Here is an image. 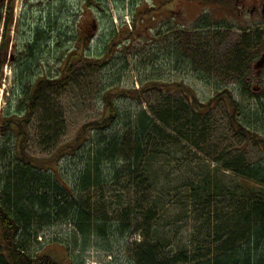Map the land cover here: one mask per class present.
<instances>
[{"label": "rangeland", "instance_id": "374dc122", "mask_svg": "<svg viewBox=\"0 0 264 264\" xmlns=\"http://www.w3.org/2000/svg\"><path fill=\"white\" fill-rule=\"evenodd\" d=\"M28 2L15 0L10 26L5 16H10L8 11L11 6L5 2L2 11L0 116L17 112L19 105L25 101L27 88L38 81L56 78L65 65L68 68L71 66L70 77L73 78L67 86L55 87L45 93L46 99L41 104L43 108L37 110L29 126L28 151L33 156L49 158L58 146L73 141L85 124L104 120L108 112L105 104L108 94H115L114 103L121 116L105 132L106 136H126V132L122 131V115L133 114L138 101L123 97L122 92L138 89L141 80L184 84L193 89L203 103L213 99L218 88L227 87L234 91L238 101H242L246 108L254 107L256 101L264 108V69L259 72L254 68L264 53V20L249 17L246 9L251 6L250 3L240 14L235 7L237 0H98L96 5L90 7L85 0ZM2 5L0 3V9ZM207 23L215 27L224 24L226 28L217 34L215 29L206 33L195 32L194 28ZM37 26L45 28L41 29L43 35L40 37L37 31L35 33ZM169 30L177 34L178 44L195 42V45H206L210 49L206 61L210 64L204 66L200 62V66H195L186 61L189 57L184 58V53L180 54L179 59L177 52L173 54L174 43L167 39ZM244 32L253 36L245 42L256 59L250 63L248 73H245L246 70L229 72L234 67L225 61L230 51L238 47ZM87 37L91 39L89 43L86 42ZM31 45H36L37 57L34 59L26 58ZM72 54L73 60L70 62ZM90 61L99 63L91 65ZM219 66L224 68L220 70ZM243 76L251 88V96L247 98L241 89ZM141 104L149 112L158 113L165 109L168 117L173 118L175 111L187 105V101L179 92L165 95L147 92L142 96ZM256 109L259 114L255 115V119L259 120L262 109L259 106ZM185 116L182 115L179 123L172 124L175 129L167 131L172 133L173 140L164 145L161 155L147 165L148 171L143 169L144 174L154 181L155 198L148 197L149 201L144 203L146 196L138 197L127 179L112 183L114 180L108 172L105 180L110 183L100 187L97 192L83 195V205H78L85 213L93 209L95 223L90 229L93 232L83 235L74 223L54 224L49 227L51 230L46 233L41 250L64 264H137L134 250L138 245L144 242L161 244L158 239H166L170 241L162 251L164 256L175 252L174 248L188 247L187 253L192 257L198 241H204L198 232L202 224L197 223L191 205L195 203L193 191L202 190L207 183L225 187L240 183L232 172L221 168V164L218 165L215 160L225 162L231 156L242 155L247 163L255 164L264 159V153L233 135L225 105L220 104L207 123ZM193 120L197 121L195 127H192L195 124ZM257 122L253 126L264 135V125L260 127ZM50 128L52 131L47 132ZM60 129V138L56 139ZM12 134H3L0 129V160L8 144L14 143L9 138ZM242 147L245 152L239 151ZM92 149L94 145L88 142L80 156L86 159ZM78 159L70 163L66 173L73 187L72 177L78 167ZM121 167L119 163L116 168ZM153 200H159L161 205H155L158 215L151 224L150 238L146 239L143 215L150 209ZM67 202L76 205L72 200ZM180 202L182 204L178 205ZM87 203L92 209L84 208ZM142 204L145 212L138 207ZM163 206L164 212L161 211ZM214 207V210H225L217 205ZM125 210L129 217L119 219L120 212ZM114 211L118 213L114 214ZM137 212H141V215H137ZM103 215L108 216L105 224L107 235L104 238L95 232L96 220H104ZM117 226L120 227L118 234ZM137 227L141 231L134 233ZM154 256L156 259V254Z\"/></svg>", "mask_w": 264, "mask_h": 264}, {"label": "trees", "instance_id": "16d2710c", "mask_svg": "<svg viewBox=\"0 0 264 264\" xmlns=\"http://www.w3.org/2000/svg\"><path fill=\"white\" fill-rule=\"evenodd\" d=\"M93 1L95 3L91 4ZM97 2L98 0H85L89 7L96 5ZM12 9L11 7L8 11L10 16L5 18V20L9 19V26L12 22ZM2 11H4V5L0 9V25L3 23ZM37 27L35 33L37 31L40 37L43 35L41 29L45 28ZM225 28L224 24L215 27L207 23L194 30L196 33H206L215 29L217 34ZM176 36L177 34L171 30L167 31L168 41L173 42L175 46L173 54L177 52L179 59L180 54L184 53V58L189 57L186 61L195 66H200V62H203L204 66L210 64L206 61L209 59L207 52L210 50L206 45H195V42L187 43V45L178 44ZM249 37L253 36L244 32L240 36L241 42L238 47L230 51L225 63L231 64L234 69L229 72L240 73L246 70L245 73H248L250 70L249 65L256 56L251 52V48L246 46L245 40ZM192 38L195 40V35ZM90 41L91 39L87 37L86 42ZM35 46H29L30 51L26 58L37 57ZM73 55L70 62L73 60ZM79 57L81 60L85 59L82 56ZM187 62L185 64H188ZM89 63L96 65L99 62L90 61ZM70 68L71 66L68 68V65H65L62 71L59 70L57 79L41 80L33 87L27 88L25 101L19 105L18 111L0 116L1 132L3 134L12 132L9 138L14 140V143L8 144L5 152L1 153L0 160V264H64L53 255L41 250L46 233L51 230L49 227L59 223H74L83 235L92 233L90 229L91 225L93 227V222L95 223L92 213L94 211L88 203L87 207H84L86 210L92 209L88 213L83 212L78 205H83L81 202L83 195L92 191L97 192L101 189L100 187L110 183L105 180V174L108 172L114 180L112 183L127 179L128 183L134 187V191L138 193V197L146 196L144 203L149 201L148 197L155 198L157 193L155 194L154 181L151 176L144 174L143 169L148 171L147 165L161 155L164 145H168L173 140L172 133L167 131L175 129L172 124L179 123L182 115L207 123L219 105H225L228 124L233 135L264 153V135L253 126L256 121L260 127L264 125L262 121L264 108L258 101L255 102L254 107L246 108L242 101H238L234 91L226 87L218 88L214 98L203 103L196 97L194 90L184 84L141 80L138 89L122 92L123 97L138 101L137 109L133 114L122 115V131L126 132V136L121 138H118V134L106 136L105 132L109 131L121 116L114 103L115 94H108L105 97L108 112L104 120L85 124L73 141L58 146L49 158L33 156L28 151L29 126L37 110L43 108L41 104L46 99L45 93L55 87H65L73 79L70 77ZM218 68L221 70L224 67ZM243 83L241 89L245 92L243 96L247 98L251 96V88L250 83H245L244 76ZM147 92L163 95L179 92L187 101V105L177 106L181 109L175 111L174 119L172 116L168 117L169 113L165 109H161L158 113L149 112L141 106L142 96ZM257 106L262 109L259 120L255 119V115L259 114L258 109L254 110ZM192 122L190 124H193ZM196 123L197 121L192 127H195ZM43 131L45 135V128ZM51 131L50 128L47 132ZM61 132V129L58 130L56 139L60 138ZM88 142L94 145V149L87 152L88 157L85 159L80 155L85 152ZM239 151L246 150L242 147ZM76 159H78V167L75 168L72 177L75 184L73 187L66 173L70 163L72 161L75 163ZM215 161L218 165L221 164V168L232 172L240 183L230 187L212 186L211 183H207L202 190L193 191L192 197L195 198V203L191 205L196 214L197 223L202 224L198 232L201 237H204V241L202 243L198 241V247L196 246L192 257L187 253L188 247L174 248L175 252L167 253V257L164 256L162 251L169 245L170 240L158 239L161 244L144 242L137 246L134 250L137 264H264V159L250 164L242 155H234L227 158L225 162ZM119 163L122 167L117 169ZM71 200L76 205H69L67 201ZM111 203L114 204V202ZM158 204L161 205L159 200H153L150 209L143 215L146 239L150 238L153 228L151 224L155 222L158 215L155 207ZM181 204L182 202L178 205ZM215 205L225 208L226 212L214 210ZM138 207L144 211L143 204ZM164 208L165 206L161 211L164 212ZM116 213L118 212L114 211V214ZM120 213L119 219L129 217L126 210ZM137 215H141V212H137ZM103 216L104 220H96L95 232L102 234L104 238L107 235L105 224H107L108 216ZM121 224L124 225L122 220ZM115 229L118 234L117 230L120 232V227L117 226ZM139 231L141 230L137 227L134 233Z\"/></svg>", "mask_w": 264, "mask_h": 264}, {"label": "flooded vegetation", "instance_id": "af4514ba", "mask_svg": "<svg viewBox=\"0 0 264 264\" xmlns=\"http://www.w3.org/2000/svg\"><path fill=\"white\" fill-rule=\"evenodd\" d=\"M28 1L32 2L33 0H28ZM5 2L8 3L11 7H13L15 0H6V1L1 0V3H5ZM247 3H250L251 5L248 9H246ZM235 7L238 9V12L240 11L239 12L240 14L242 11H245L246 9L251 19L258 17L264 20V0H237Z\"/></svg>", "mask_w": 264, "mask_h": 264}, {"label": "water", "instance_id": "95a60500", "mask_svg": "<svg viewBox=\"0 0 264 264\" xmlns=\"http://www.w3.org/2000/svg\"><path fill=\"white\" fill-rule=\"evenodd\" d=\"M264 67V54L262 55L261 59L255 64L254 68L258 71L262 70Z\"/></svg>", "mask_w": 264, "mask_h": 264}, {"label": "bare ground", "instance_id": "6f19581e", "mask_svg": "<svg viewBox=\"0 0 264 264\" xmlns=\"http://www.w3.org/2000/svg\"><path fill=\"white\" fill-rule=\"evenodd\" d=\"M42 241V240H41Z\"/></svg>", "mask_w": 264, "mask_h": 264}]
</instances>
